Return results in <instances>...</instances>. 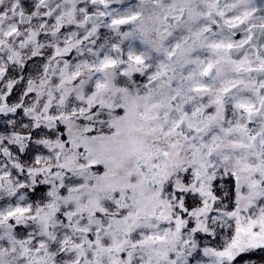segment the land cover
I'll list each match as a JSON object with an SVG mask.
<instances>
[{"label":"snow or ice","instance_id":"6c2138e0","mask_svg":"<svg viewBox=\"0 0 264 264\" xmlns=\"http://www.w3.org/2000/svg\"><path fill=\"white\" fill-rule=\"evenodd\" d=\"M0 264H264V0H0Z\"/></svg>","mask_w":264,"mask_h":264},{"label":"flooded vegetation","instance_id":"af4514ba","mask_svg":"<svg viewBox=\"0 0 264 264\" xmlns=\"http://www.w3.org/2000/svg\"><path fill=\"white\" fill-rule=\"evenodd\" d=\"M258 2H259V0H258ZM113 6H115V5H113ZM125 30H127V29H125ZM101 31L104 32V31H106V30L102 29ZM242 36H243V33H238L237 36L234 37V39H237V40H238V39L242 38ZM249 126H250V127H253V128L256 127L255 124H250ZM259 258H260L259 255H258L257 257H255V259H257V260H258Z\"/></svg>","mask_w":264,"mask_h":264}]
</instances>
